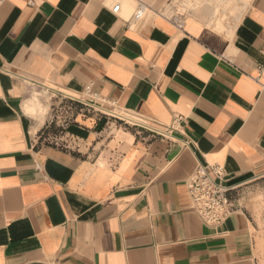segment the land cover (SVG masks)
<instances>
[{"label":"crops","instance_id":"0c3cea01","mask_svg":"<svg viewBox=\"0 0 264 264\" xmlns=\"http://www.w3.org/2000/svg\"><path fill=\"white\" fill-rule=\"evenodd\" d=\"M170 2L0 0V264H264V0H188L178 18ZM139 5L153 15L135 21ZM88 86L181 117L178 140L81 117L78 149L40 145L34 93ZM213 165L239 208L219 226L188 185Z\"/></svg>","mask_w":264,"mask_h":264},{"label":"built area","instance_id":"2783aa9c","mask_svg":"<svg viewBox=\"0 0 264 264\" xmlns=\"http://www.w3.org/2000/svg\"><path fill=\"white\" fill-rule=\"evenodd\" d=\"M31 6L36 0H30ZM120 6L113 9L118 13ZM147 9L139 5L134 20H141ZM174 18V17H173ZM48 92L50 89L47 90ZM48 121L38 136L42 146L63 150L78 149L69 134V129L78 118L92 119L101 131H108L111 125L119 129L133 131L139 135L147 134L151 140L163 139L175 143V133L182 126L183 119L177 117L170 125L163 126L138 113L120 107L116 102L108 101L88 86L80 96H67L52 91ZM117 161V158H115ZM114 158L111 159L114 166ZM192 201V210L209 226H219L237 211V188L226 185L223 168L218 165L198 166L188 182Z\"/></svg>","mask_w":264,"mask_h":264},{"label":"rangeland","instance_id":"374dc122","mask_svg":"<svg viewBox=\"0 0 264 264\" xmlns=\"http://www.w3.org/2000/svg\"><path fill=\"white\" fill-rule=\"evenodd\" d=\"M187 2L188 0H171V2L164 7L163 13L169 18L182 17L183 15L187 14ZM148 14L153 15L150 11H148ZM51 96L52 94H50L47 90L35 92L32 100L33 104L35 105L33 114H42L46 109L43 106V100L47 101V103L51 105Z\"/></svg>","mask_w":264,"mask_h":264}]
</instances>
